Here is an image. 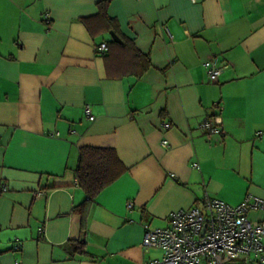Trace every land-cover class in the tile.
<instances>
[{"label":"crops","instance_id":"1","mask_svg":"<svg viewBox=\"0 0 264 264\" xmlns=\"http://www.w3.org/2000/svg\"><path fill=\"white\" fill-rule=\"evenodd\" d=\"M98 1L0 0V264H141L161 255L143 250L144 225L205 195L264 198V0H107L122 39L104 53L110 34L81 20ZM84 146L127 169L78 211Z\"/></svg>","mask_w":264,"mask_h":264},{"label":"built area","instance_id":"2","mask_svg":"<svg viewBox=\"0 0 264 264\" xmlns=\"http://www.w3.org/2000/svg\"><path fill=\"white\" fill-rule=\"evenodd\" d=\"M96 50L106 52L107 43L101 42ZM203 66L210 82H215L224 68L215 57L205 60ZM85 113L94 119L88 105ZM220 123L216 115L205 118L200 127L208 136L220 135ZM162 143L168 146L166 140ZM127 207L132 208L133 203L128 202ZM250 211H260V218L251 219ZM142 247L145 251L157 249L161 255L141 264H240L252 259L264 263V198L247 194L241 202L229 204L205 195L201 205L169 212L166 227L144 225ZM14 248L18 250L20 244L16 242Z\"/></svg>","mask_w":264,"mask_h":264},{"label":"trees","instance_id":"3","mask_svg":"<svg viewBox=\"0 0 264 264\" xmlns=\"http://www.w3.org/2000/svg\"><path fill=\"white\" fill-rule=\"evenodd\" d=\"M97 8L98 11L95 15L81 19L89 32L98 35L114 31L121 37L117 20L107 14V0H99ZM106 43L107 51H109L110 46L119 45L112 39H109ZM125 43L126 41L123 42V45ZM133 49L137 54V62L140 63L141 69L145 70L149 65L147 56H144L135 48ZM126 169L113 148L81 147L75 175L87 198L79 205L80 207H75V210L82 211L89 201L93 200L102 189L114 182ZM69 245L73 253H81L84 251L85 239L81 237L70 240Z\"/></svg>","mask_w":264,"mask_h":264},{"label":"water","instance_id":"4","mask_svg":"<svg viewBox=\"0 0 264 264\" xmlns=\"http://www.w3.org/2000/svg\"><path fill=\"white\" fill-rule=\"evenodd\" d=\"M109 34H110L113 41L121 42V39L119 38V36L114 31H109Z\"/></svg>","mask_w":264,"mask_h":264}]
</instances>
